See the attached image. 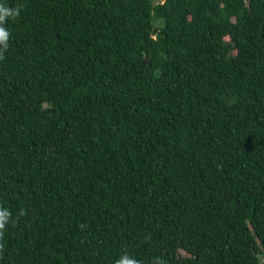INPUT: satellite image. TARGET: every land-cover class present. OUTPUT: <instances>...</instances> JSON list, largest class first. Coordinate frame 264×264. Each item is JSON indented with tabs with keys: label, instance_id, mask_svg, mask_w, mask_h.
Segmentation results:
<instances>
[{
	"label": "trees",
	"instance_id": "trees-1",
	"mask_svg": "<svg viewBox=\"0 0 264 264\" xmlns=\"http://www.w3.org/2000/svg\"><path fill=\"white\" fill-rule=\"evenodd\" d=\"M0 4V264H264V0Z\"/></svg>",
	"mask_w": 264,
	"mask_h": 264
},
{
	"label": "clouds",
	"instance_id": "clouds-1",
	"mask_svg": "<svg viewBox=\"0 0 264 264\" xmlns=\"http://www.w3.org/2000/svg\"><path fill=\"white\" fill-rule=\"evenodd\" d=\"M20 11L21 7L11 8L0 4V60L4 58V53L9 46L10 32L5 27L7 20L12 19L14 21L19 17ZM23 214V210H21L20 215ZM12 222V213L9 209L0 206V239L3 238L6 226ZM3 247L4 245L0 243V250ZM115 264H140V261L125 252L115 261ZM152 264H162V261L159 258H154Z\"/></svg>",
	"mask_w": 264,
	"mask_h": 264
},
{
	"label": "rangeland",
	"instance_id": "rangeland-1",
	"mask_svg": "<svg viewBox=\"0 0 264 264\" xmlns=\"http://www.w3.org/2000/svg\"><path fill=\"white\" fill-rule=\"evenodd\" d=\"M157 1H159V0H151V2H153V3L157 2Z\"/></svg>",
	"mask_w": 264,
	"mask_h": 264
}]
</instances>
